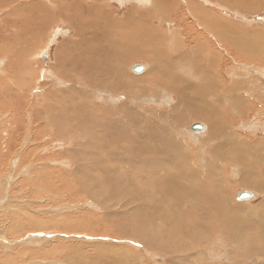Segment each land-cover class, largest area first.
I'll use <instances>...</instances> for the list:
<instances>
[{
	"label": "rangeland",
	"instance_id": "1",
	"mask_svg": "<svg viewBox=\"0 0 264 264\" xmlns=\"http://www.w3.org/2000/svg\"><path fill=\"white\" fill-rule=\"evenodd\" d=\"M76 1L77 0H72L71 3H68L66 0H0V264H113V262H110L111 256L113 257V255L110 254L108 250L114 249L129 256V258L131 257V262L134 264H162L163 260H165L163 255H157L154 250L147 248L145 242L140 240L135 233L131 235L128 232V234H126L125 225L128 228L131 226L130 221L122 218V214L125 212V210L123 211V206L127 205L117 206L115 199L107 200L106 198V200H103L102 197L97 198L96 194H94L96 189H92V179L75 173L76 164L72 158L75 156L71 153L70 155L69 150L73 149L76 145H82L83 142H86L87 137L82 136L84 130L86 131L85 127L87 128V134L86 132L85 134L91 136V134L96 131V129H93V127L96 126L95 120L98 125L99 122L101 123L104 119L100 115L96 117L95 115L84 112L82 116L87 115L86 117L89 123L93 121L94 123L92 122V124H95V126L92 124H86L85 126L80 125L81 127H77L78 129L74 128L72 124H68V121H65L64 118L59 121L60 125L58 128L57 123L56 125L53 123L54 121H50V123L46 121L47 119H54V117L58 118L62 114H65L64 116L74 115V113L69 115L62 106H59L58 114L50 118L52 110L46 108L48 107L46 98L54 91L58 92L60 90L73 88L75 91L80 92L81 95L86 94L88 97H91L90 105L105 104L106 106L113 105L115 107L118 105L119 107L123 102L127 101L126 98L124 99L123 97L122 99L120 95H118L116 96V103H110L108 100L107 103H104L102 99L105 98L104 100H106V94L108 93L106 88H90V86L87 87L80 78H77L78 80L75 79L74 82L73 78L70 80L62 76L61 73H63V68L59 67L58 59L63 53L66 59L67 53L70 51L64 44L79 39L76 37L77 28L82 30H80V33L83 32V37L85 39L88 38V36L84 35L83 30L87 33L90 28L86 27L88 26V22L86 25L84 24L83 17L79 18L77 15L73 17V14H75L73 12L77 11L76 6H78V3L75 5ZM86 1L85 7L91 6L93 2L96 3V0ZM100 1L101 0H98L97 4L104 7L110 14L111 11H116V13L113 11L115 13L113 16L115 20H123V14L132 9V13H137L139 9L141 10L140 12L154 15V21L151 23V27L155 28L158 26V29L164 32L162 36H166L167 42H170L167 43L169 45L167 49L170 52H167L164 46L161 48V51L165 52L168 56L169 54L177 55V50H181L182 47L180 48V46L182 43H179V45L175 43V46L178 45V49H176L172 44L174 43L173 39L180 38L179 40L181 42L182 40L188 39L185 37L187 36L186 31L189 25L192 24L195 32L203 33V35L209 39L211 51L205 54H199V52H197V54L196 51H194L195 47L202 43L197 41L196 38V40L192 39L193 42H190V39H188V44L191 45L189 46L186 44V52L194 51L195 54L192 52L190 58L195 57L197 54L198 57L200 56L202 59L206 58L207 63L214 66L217 65L218 68L221 67L220 72L217 71V73L219 76H222L223 85L226 88L225 90H228V97H230H227L228 100L226 99L223 103V110L224 108L227 109V106H229L228 104H230L229 100L231 99L232 102L234 96L237 99L236 101H238L240 97V100H243L244 104H247L245 105L246 108L244 107L245 110L242 112L243 114H241L242 116H236V114H238L236 111L237 109L234 108L235 110H233V108L231 109L229 106L228 109L232 110H229V112H231L233 120L229 119L228 123H230L231 128L234 127V129L229 132L234 134L236 131L237 133H235V135L247 139L246 142L256 143L260 140L264 141V60H245L240 54L241 52L246 56H248V54H246L247 52L245 53V49H241V43L233 41L231 38L226 42L225 40H221L222 37H214L215 35L213 32H211L212 34L209 33L202 24L200 25L201 21L198 20L197 16L190 13L192 5H200V8L208 10L223 19L222 24L225 25L223 26H228L227 29L224 28L226 31L223 29V33L226 37H229L230 34L237 36V38L243 35H249L254 38L258 37V44L262 43L261 45H263L264 0H247V3L251 4L252 7L246 5L244 8L239 6L241 3H236V0H230L231 4L227 3V1L220 0H176L177 2L167 0L170 4L166 1V6L160 2L161 0H142L143 5L139 4L137 0H124V4L120 3L121 0L120 2L118 0H105L104 3ZM158 1L161 5L158 4ZM60 3H64V5ZM65 3L66 5L68 3L67 7ZM174 4L178 5L174 7ZM159 7L160 10H158ZM68 8L70 10L67 12ZM187 8H189V11ZM94 9L95 7H93V10ZM66 12L68 13V20L63 18ZM178 12L179 15L184 16L182 27L185 28L183 31L186 34H183L182 31L181 37L177 36L178 32L174 30L172 25L174 23L173 19L176 18L175 15ZM169 13H172L171 16ZM164 14L167 15L164 16ZM168 15L169 18H167ZM70 18H74V20H72L73 22L70 21ZM157 20L160 22L162 21L164 25L159 26ZM71 22L74 25L77 24V28L71 27ZM80 22H82V25L85 27L81 26ZM224 22H226V24ZM166 23L171 25L166 26ZM104 26L106 28L108 27L106 24ZM134 39L135 37L133 38L131 36V41ZM260 39L262 42H260ZM194 40L196 41L195 43ZM255 40L257 41V38ZM185 41L186 43L188 42L187 40ZM72 43L74 44L75 42ZM72 43L69 48L72 47V49H74ZM229 43H233L235 47H232ZM254 43L257 45L255 41ZM139 45H143V41L140 42ZM261 48L262 47H260V51H258V55L260 59H262L261 56L264 59V45L263 48ZM249 49L250 48H248L247 51H249ZM254 52L257 53V49ZM238 54L240 56H238ZM212 58H214V60ZM144 60L132 59L127 64L126 75L122 77V79H125V83L130 80L137 81L145 76L150 77L151 75L148 73L150 69L155 70L156 68L159 71H162V68L166 69V67H164L165 63H160L163 62L161 59L160 62L154 60L153 65H150L151 63L146 64L149 60H145L146 62ZM193 61H195V58ZM218 64H220V66ZM136 65L144 67L140 74H135L133 72V67ZM184 68L187 70L186 66ZM198 68L199 66L196 67L197 70L194 69L192 71H198ZM185 69H177L176 71L180 74L182 73V76L180 75L181 77L187 78L186 75H188V73L196 77L192 71H186ZM190 75L188 76L191 77ZM193 76L190 79H194ZM190 79L188 84L194 81H190ZM58 80L59 82H57ZM78 81H81L80 84ZM145 81H149V79ZM148 84V82L144 84L139 83L138 86L141 88ZM191 84L193 85V83ZM128 85L132 86L128 83L125 84V86ZM190 86L185 94L187 95L188 93L187 96L190 98L189 101L194 98L192 101H195L194 103L197 104L200 101L196 100L195 97L197 91H193ZM237 87H239L240 90ZM160 90L164 91L165 89L162 88ZM154 93H156V91ZM103 94H105V96H102ZM100 95L102 97H100ZM156 95L161 96L157 93ZM156 95L150 94L149 96L156 98ZM124 96L126 97L127 95L124 94ZM209 96L207 98H209ZM171 97L172 102L168 101L162 105L153 104L154 107L168 108L167 111L172 107H176L177 97L173 93ZM133 100L138 101L135 97ZM226 102H228V104ZM153 105L147 104L149 107H153ZM248 105L249 107L251 106V108L253 106L254 110L250 112L251 109L249 110ZM179 106L186 107L182 104L177 107ZM78 107H82V105ZM186 110L189 109L180 111V114L184 115L179 122L182 127L181 130L185 129L195 134L197 138L195 140L184 135L178 137L180 139L183 138L182 141H184L189 152L190 149H192L194 150L192 152L198 154L202 151L201 149H203V146L207 148L210 146L207 141L210 138H208V136L207 140L204 138L205 134H207L208 125L200 118H194L192 120H190L191 116L186 118ZM125 112H127V110H125ZM222 116L220 114L217 115L216 118L219 124H225L224 126L227 127L228 125L224 121L226 120L224 117L226 115L223 114ZM194 124L202 125L204 127L203 130L200 132L191 130L190 127ZM253 126L257 129L253 130ZM79 128L82 129L79 130ZM81 130H83V132ZM88 130L92 133H89ZM69 133H71V135ZM94 134H96V132ZM219 142H224L223 136L219 139ZM204 143L205 145H203ZM204 150H206L204 153H206L205 156H207L208 151L205 147ZM257 151L264 152V147ZM192 152H190L191 155H193ZM104 154L105 153H103V155ZM80 158L85 162L90 160V164L94 162V159H91L93 158L92 156L88 157L85 155ZM222 164L221 166V164L217 163L218 170L219 172L222 171L221 177H226V180H228L231 185H224V183H222L224 185L222 186L221 184H217L221 188L220 191L224 194L227 193V195H229L228 197L232 198L231 202L238 207L258 206V210H262V207H259V205L264 201V191L262 192L250 188L251 186L247 187L244 183V185H241L242 180L236 178L241 175L242 171L240 168H237L232 160L223 162ZM108 165H106L105 168H107ZM111 165H113V163H111ZM111 165H109V167L117 168ZM195 166L200 174L209 171V168H207L209 167L208 165L203 166V164L199 165L195 163ZM259 168L261 172L256 171V173H261L264 176V164ZM210 170H212L211 167ZM68 174H70V176ZM202 180L205 181L206 177ZM226 180H223V182ZM133 181L138 182L136 180ZM242 192H251L253 196L252 199L244 202L238 201L237 196ZM152 212L154 215L156 214V211L152 210ZM110 213L113 214L110 215ZM218 232L215 231L214 235L215 237L220 234L223 235V243H225L223 246L225 248L221 247L222 249H218L217 245L214 244L212 250L216 258L208 262L214 264H229L234 261L231 253L234 257L236 255L238 256L235 257L236 260H240L239 256L241 255V251L239 252L236 247L231 250L233 246L228 244L230 241L227 235L224 234V229L220 228ZM223 252L224 254H222ZM197 254L200 258L201 255L199 253ZM194 257H197V255Z\"/></svg>",
	"mask_w": 264,
	"mask_h": 264
},
{
	"label": "bare ground",
	"instance_id": "2",
	"mask_svg": "<svg viewBox=\"0 0 264 264\" xmlns=\"http://www.w3.org/2000/svg\"><path fill=\"white\" fill-rule=\"evenodd\" d=\"M66 1L71 3L72 0ZM104 1L105 0H101L100 2L104 3ZM118 1L120 2V0ZM166 1L167 0H161L160 2L166 6V4L169 3L168 1L166 3ZM220 1H227V3L231 4L230 0ZM86 2V0L76 1L75 5L78 3V6H76L77 11L73 12L75 13L73 17L74 15H77V17L79 16V18L83 17L85 25L88 22V26L86 27L90 28L88 31L86 30L87 33L83 30L84 35L88 36V38L85 39L83 37V32L80 33L81 29L77 28V24H72L74 18L71 19V17V27L77 28V33H74L77 34V36H75L79 39L72 41L75 42L74 44L72 42L64 44L70 51H68L66 59L64 53L58 59L59 67L63 68V73L61 74L63 77L70 80L73 78V81L80 78L81 81H83L87 87L90 86V88H106L108 93L106 94L107 99H102L104 103H107V100L110 103H116V96L118 95H120L122 99L123 97L124 99L126 98L128 103L125 101L119 107L118 105L114 107L113 105L106 106L105 104L90 105L91 97L83 93V95H81L80 92L75 91L73 88L60 90L58 92L53 90L54 92L52 91L53 93L48 95L46 98L48 107L46 108L52 110V113L50 112L52 114L50 118L58 114L59 106H62L69 115L74 113V115L71 116H64L65 114H62L60 116L58 115V118L54 117V119L46 120L49 123L50 121H54L53 123H55V125L57 123V128L62 118L68 121V124H72L74 128L80 125L85 126L86 124H92L93 121L89 123L86 117L87 115L82 116L84 112L95 115L96 117L100 115L104 119L101 123L99 122L98 125L95 120L96 126L92 124L95 126L93 129H96V134L93 132L91 136L86 135L87 128L85 127L86 131L83 128L84 133H82V136L87 137L86 142H83L82 145H76L73 149L69 150V154L71 153L75 156L72 157L76 164L75 173L92 179V189H96L94 194H96L97 198L102 197L103 200H106V198L107 200L115 199L117 206L127 205L123 206V211L125 210V212L122 214V218L130 221L131 226L128 228L125 225L126 234H128V232L131 235L135 233L140 240L145 242L147 248L154 250L157 255H163L165 260H163L162 264H214L208 262L216 258L212 250L214 244L217 245L218 249L221 247L225 248L223 246L225 245V243H223V235L220 234L216 237L214 235V232H218L220 228L224 229V234L227 235L230 241L228 244L233 246L232 248L227 244L232 248L231 250L236 247L239 252L241 251L240 254L242 256H239L240 260H236L235 257L238 256L236 255L234 257L231 253L234 261L232 260L233 262L229 264H264V201L259 205V207H262L260 211L258 210V206L238 207L231 202L232 198L228 197L229 195H227V193L224 194L220 191L221 188L217 185H231V183L226 180V177H221L222 171L219 172L217 163L222 166L223 162L232 160L237 168H240L242 171L241 175L236 178L242 180L241 185L246 184L247 187L251 186L250 188L263 192L264 176L258 172H261L259 167L264 164V152H259L257 150L264 147V141L260 140L256 143L246 142L247 139L235 135V133H237L236 131L234 134L229 132L234 129V127L231 128L230 123H228V120L232 119V114L229 110L232 108L235 110L234 108H236L238 113L236 116L241 115L247 104H244L243 100H240V97L239 100L236 101L237 99L234 96L235 99L233 98L232 102L231 99L229 100L230 104L226 102L231 109H228L229 106H227V109L224 108L223 110V103L229 94L228 90H225L226 88L223 85L222 76H219L217 73V71L220 72L221 67L218 68L217 65H211L206 62V58L202 59V57H198L197 55V52H199V54H205L211 51L209 39L204 36L203 33L195 32L192 24L189 25L187 31L185 30L187 33L185 38L190 39V42L192 39L196 40L197 38V41L202 43L197 45L198 50L197 47L194 46V51H196L197 54L195 57L190 58V54L192 55L194 51L186 52V44L189 43L188 39H185L188 41L186 43L185 40L181 42L179 40L180 38H176L177 36L179 37L185 29L182 27L184 16L179 15L178 12L175 15L177 19L174 18V23L172 24L174 30H176L178 34L175 37L176 39H173L174 43L172 44L178 49L179 43H182V45L180 44V48H182L181 50L178 49L179 51L177 50V55L169 54L168 56L165 52L161 51V48L164 46L165 50L170 52L167 49L169 46L167 43L169 41L167 42L166 36H162L164 32H161L162 30L158 29L159 27L156 25L157 28L151 27V23L154 21V15L140 12L141 10L139 9L137 13H132V9L123 14V20H115L113 18L116 13L115 10H113L115 13L111 11L110 14L104 7L97 4L98 0H96V3L93 2L91 5L92 7L89 6L91 8L88 6L85 7ZM137 2L143 5L142 0H137ZM160 2L158 3L159 5H161ZM235 2L241 3L239 6L243 8L246 5L252 7L251 4L247 3V0H236ZM120 3L124 4V0H121ZM62 5H64V3ZM67 5L65 3L66 7ZM177 5L178 4H174L173 6L176 7ZM199 6L200 5H192L190 13L197 16L198 20L201 21L200 25L202 24L209 33L213 32L215 35L214 37H222L221 40H225L226 42L231 38L233 41L241 43V49H245V53L247 52L246 54H248V56H246L241 52L240 55L245 60H264L262 56V59H260L258 55L260 47L263 48L264 45V43L263 45H261L262 43L258 44V37H256L257 41L255 40L256 38L249 35H243L237 38V36L230 34L231 36L229 35V37H226L223 31H226L228 26L224 27L225 25L222 24L223 19ZM93 7H95L94 10ZM187 9L189 11V8ZM68 10L70 9L68 8L67 12ZM158 10H160V7ZM67 12L64 13L63 18L68 20ZM166 15L164 14V16ZM167 18H169V15ZM157 21L159 26L164 25L162 21ZM167 23L166 26L171 25ZM224 23L226 24V22ZM80 24L85 27L82 25V22H80ZM105 24L108 26V29L104 26ZM186 33L183 31V34ZM131 36L133 38L135 37L133 41H131ZM195 40L194 43L196 42ZM142 41L143 45H139ZM260 42H262L261 39ZM71 43L74 49H72V47L69 48ZM175 43L178 45L175 46ZM229 44L232 47L234 46L233 43ZM248 48H250L249 51H247ZM256 49L257 53L254 52ZM240 55L238 54V56ZM194 58L195 61H193ZM132 59L149 60V62L144 61L146 64L151 63L150 65H153L154 60L160 62L161 59L163 62L160 63H165L164 67H166V69L162 68V71L156 68L155 70L150 69L148 72L151 75L150 77L145 76L137 81H127V83L132 86H125L127 83H125V79H122V77L126 75V66ZM212 59L214 60V58ZM158 62L155 63L157 64ZM197 65L199 66L198 71H192L198 67ZM218 65L220 66V64ZM185 66L187 70H190V72L192 71L196 77L191 73V75L188 73L191 77L188 75H186L187 78L181 77L182 73L180 74L176 70L185 69ZM192 67L195 68L193 69ZM133 72L135 74L141 73L135 72L134 67ZM192 76L194 79H190ZM188 77L190 81L194 80L190 82V84L193 83L191 86L188 84ZM146 79H149V81H145ZM138 81L139 83L144 84L148 82L149 84L147 86H140L141 88H139ZM57 82H59V80ZM80 82L78 81L79 84ZM3 86L2 88L4 89ZM189 86L193 91H197L195 97L196 100H200V103L198 102L195 104V101H192V99H194L192 97L191 101H189L190 98L187 96L188 93L187 95L185 94ZM162 88L165 90L161 91L160 89ZM191 89L190 91H192ZM155 91L161 96L156 95V93H154ZM172 93L177 97V106L182 104L186 107L176 106L169 109V111H167L168 108H158L156 105V107H154L153 104L162 105L168 101L172 102ZM124 94L127 96L125 97ZM150 94H155L156 98H152L149 96ZM211 94L212 96L214 95L215 98L214 96L212 97ZM102 96H105V94ZM102 96L100 95V97ZM208 96L211 98H207ZM134 97L135 99L137 98L138 101L133 100ZM79 99L85 102H81ZM76 104L78 106L82 105V107H78ZM147 104H152L153 107H149ZM183 109L190 110L185 111L186 118L190 116V120L200 118L208 125L207 134H205L204 138H206V140L210 138L207 140L210 146L209 148L203 146V149H201L202 151L198 154H195L192 152L194 150L190 149V152L193 154L191 155L184 141H182L183 138L180 139L178 137L184 135L195 140L197 138L195 134L185 129L181 130L182 127L179 122L184 115H181L180 111ZM125 110H127V112H125ZM249 110L251 112L254 110V107L252 106L251 108L250 106ZM220 114L221 116L223 114L226 115L224 116L226 118L224 121L228 125H226L227 127L224 126L225 124H219L216 117ZM52 129L54 130L53 127ZM80 129L82 128H79V130ZM252 129L255 130L257 128L253 126ZM83 130L81 131L83 132ZM89 133L92 132L89 131ZM69 134L71 135V133ZM222 136L224 142L220 143L219 139ZM203 145H205V143ZM204 147L208 151L207 156H205L206 153L204 152L206 150H204ZM103 153L105 154L103 155ZM81 155H86L88 157L92 156L93 158L91 159H94V162L92 164L89 163L90 160L85 162L80 158L82 157ZM111 163L117 168L109 167ZM195 163L199 165L203 164V166L208 165L209 167L207 168H209V171L205 169L208 172L200 174L197 168H195ZM106 165H108L107 168H105ZM210 167L212 170H210ZM256 171L258 172L256 173ZM68 175L70 176V174ZM204 177H206L205 181L202 180ZM133 180L138 182H134ZM223 180L226 181L223 182ZM222 183H224V185ZM254 195L256 196L255 193ZM244 201L245 200H243V202ZM152 210L156 211L155 215ZM112 214L113 213H110V215ZM228 250L231 251L230 249ZM108 251L113 255L110 260L113 264H134L131 262V257L129 258V256H126L124 253L115 249ZM196 252L201 255L200 258ZM222 254H224V252ZM196 255L197 257H194Z\"/></svg>",
	"mask_w": 264,
	"mask_h": 264
},
{
	"label": "water",
	"instance_id": "3",
	"mask_svg": "<svg viewBox=\"0 0 264 264\" xmlns=\"http://www.w3.org/2000/svg\"><path fill=\"white\" fill-rule=\"evenodd\" d=\"M46 59V58H45ZM143 70V67L142 66H140V65H136V66H134V71L135 72H141ZM191 130H193V131H197V132H200V131H202L203 130V127H202V125H200V124H194V125H192L191 127ZM252 197V194H251V192H242V193H240L238 196H237V200H239V201H243V200H249L250 198Z\"/></svg>",
	"mask_w": 264,
	"mask_h": 264
}]
</instances>
